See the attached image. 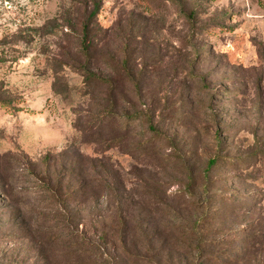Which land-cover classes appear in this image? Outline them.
Wrapping results in <instances>:
<instances>
[{
  "label": "rangeland",
  "instance_id": "1",
  "mask_svg": "<svg viewBox=\"0 0 264 264\" xmlns=\"http://www.w3.org/2000/svg\"><path fill=\"white\" fill-rule=\"evenodd\" d=\"M95 1L0 0V264H264V0Z\"/></svg>",
  "mask_w": 264,
  "mask_h": 264
},
{
  "label": "trees",
  "instance_id": "2",
  "mask_svg": "<svg viewBox=\"0 0 264 264\" xmlns=\"http://www.w3.org/2000/svg\"><path fill=\"white\" fill-rule=\"evenodd\" d=\"M92 4H95V9L90 13V15L88 16V20H90L97 12V9H98V6L96 4V1L95 0H90ZM89 22H85L82 26V34H83V42L85 41V39L87 38L88 36V33H89ZM83 73L84 75L86 76V78L88 79V81L90 82H93V83H97V82H106L103 78H101L100 76L94 74V73H91V72H87L85 69L83 70ZM2 104H7L5 102H3ZM216 161L217 159L216 158H212L208 161V168L209 167H212L216 164ZM45 191L48 193V194H52L53 193V190L47 185V184H44L43 185Z\"/></svg>",
  "mask_w": 264,
  "mask_h": 264
}]
</instances>
